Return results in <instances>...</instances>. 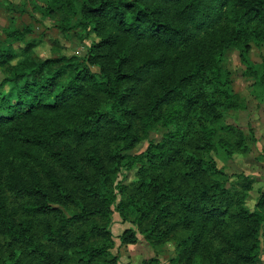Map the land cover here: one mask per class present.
Returning <instances> with one entry per match:
<instances>
[{
    "label": "trees",
    "instance_id": "trees-1",
    "mask_svg": "<svg viewBox=\"0 0 264 264\" xmlns=\"http://www.w3.org/2000/svg\"><path fill=\"white\" fill-rule=\"evenodd\" d=\"M52 1L44 15L62 12V31L93 38L82 56L35 60L32 29L5 31L0 264H114V211L133 225L120 244L138 233L154 246L175 239V256L159 264H257L264 189L247 208L252 179L227 186L207 155L248 149L242 129L223 123L241 105L224 59L236 49L264 85V65L249 56L264 45V0ZM13 41L26 54L14 64ZM156 126L162 139L130 153ZM132 169L135 180H117Z\"/></svg>",
    "mask_w": 264,
    "mask_h": 264
},
{
    "label": "rangeland",
    "instance_id": "rangeland-1",
    "mask_svg": "<svg viewBox=\"0 0 264 264\" xmlns=\"http://www.w3.org/2000/svg\"><path fill=\"white\" fill-rule=\"evenodd\" d=\"M47 3L52 6L58 5L52 0H0V44L6 39V29L10 27L22 29L26 26L32 29V32L25 36V41L35 43L28 53L32 59L40 60L55 55L56 52L82 56L93 36L81 40L79 39L81 30L78 28L71 27L68 31H62L60 21L65 15L59 11L53 17L44 15L39 6L44 7ZM12 43L17 53V57L11 61L14 64L25 57L26 54L23 51L25 43L17 41ZM249 56L254 66L260 71L261 64L264 65V45L252 44ZM224 63L231 73L230 87L240 96L241 105L237 109L226 112L223 123H229L242 129L247 137L248 149L245 153L231 155H226L221 149H216L207 156L214 160L217 168L223 172L219 176L225 180L227 186L240 174L252 179V186L246 194L244 205L253 209L260 191L264 189V85L255 82L249 76L246 66L239 60L236 49L231 48L227 51ZM4 75L0 69V80ZM165 131V128L156 126L130 153H140L147 148L150 141H160ZM135 178L134 169L120 172L117 175V180L123 179L126 183ZM131 226H133L131 222L122 220L117 211L112 213L110 229L114 235V242L109 248V253L111 257H114V264H136L149 259H156V264H159L175 256V239L154 246L138 233L136 243L120 244L118 235ZM195 264H200V260L196 259ZM257 264H264L263 244L260 247Z\"/></svg>",
    "mask_w": 264,
    "mask_h": 264
}]
</instances>
